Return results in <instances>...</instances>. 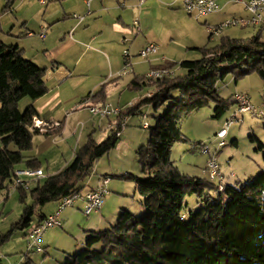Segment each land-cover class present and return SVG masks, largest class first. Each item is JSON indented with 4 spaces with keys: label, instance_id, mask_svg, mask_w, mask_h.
<instances>
[{
    "label": "trees",
    "instance_id": "16d2710c",
    "mask_svg": "<svg viewBox=\"0 0 264 264\" xmlns=\"http://www.w3.org/2000/svg\"><path fill=\"white\" fill-rule=\"evenodd\" d=\"M14 1L6 0L2 11L9 10ZM262 29L264 25L245 39L221 37L214 46L198 48L199 59L158 66H178L183 74L131 81L151 88L154 94L119 112L118 131L121 121L141 105L152 104L155 112L166 106L162 114L154 115L147 143L136 150L144 178L134 179L144 213L136 217L122 210L109 228L89 231L83 249L67 254L61 264H264V171L244 184H223L219 191L215 182L186 175L171 159L174 144L186 141L180 124L187 115L212 101L213 118L219 119L235 106L233 96L225 99L217 94V85L227 74L235 81L251 72L264 79ZM44 73L19 47L0 43V199L6 198L15 169L40 168L38 160L27 153L33 148L32 138L46 132L33 126L39 117L35 106L28 104L20 111L19 104L24 98L35 100L47 92ZM173 92L179 97L174 98ZM118 138L111 132L96 142L89 135L62 170L33 186L18 187L21 215L0 234V244L18 230L28 229L29 233L45 216L38 213L32 222L36 209L81 193L95 162L116 146ZM249 138L257 143L264 161V143L254 135ZM187 195L200 201L199 209L185 211Z\"/></svg>",
    "mask_w": 264,
    "mask_h": 264
},
{
    "label": "crops",
    "instance_id": "0c3cea01",
    "mask_svg": "<svg viewBox=\"0 0 264 264\" xmlns=\"http://www.w3.org/2000/svg\"><path fill=\"white\" fill-rule=\"evenodd\" d=\"M215 1L217 10L200 19L189 15L183 6L174 5L177 0H15L9 10L0 12V43L19 47L25 58L45 69L43 81L47 92L26 103V106L33 104L39 113L34 122L48 126L46 134H41L48 136L46 139L56 136L55 143L60 144L56 153L64 158L58 165L54 162L53 171L48 173L51 157L47 158L45 149H38L40 141L34 145L33 139L35 150L27 154L38 160L45 176L57 173L72 161L75 151H70L69 144H63V141L74 136L72 132L76 126L94 128L95 123L99 127L105 122L104 125L110 128L112 121H116L117 116L114 115L102 117L90 113V106L107 103L123 109L138 103L153 90L133 85L131 81L154 67L196 60L200 54L191 51L210 46L204 38L206 32L207 39L213 37L208 26L218 25L232 17L246 18L250 15L245 8L247 0ZM5 3L6 0H0L2 10ZM235 5L239 6L232 8ZM161 13L167 15H164L165 20L160 18ZM215 15L217 21H213ZM134 21H138V31L134 28ZM261 25L264 23L248 27ZM151 42L157 43V53L147 59L140 58L138 51ZM123 50H128L131 55V70L125 74H122ZM174 70L175 75L183 74L178 66ZM241 90L235 89L230 97L235 93H246L245 89ZM262 95L264 91L251 103L258 105ZM66 131L69 133L64 136ZM66 152L69 153L67 157L64 156ZM41 156H45L46 168L42 165ZM20 168L25 167L17 169ZM102 176L96 173L92 178L90 175L83 183L82 192L94 189ZM8 196L9 193L6 198ZM79 203L82 209L83 205ZM45 207L37 214L53 213L57 203Z\"/></svg>",
    "mask_w": 264,
    "mask_h": 264
},
{
    "label": "rangeland",
    "instance_id": "374dc122",
    "mask_svg": "<svg viewBox=\"0 0 264 264\" xmlns=\"http://www.w3.org/2000/svg\"><path fill=\"white\" fill-rule=\"evenodd\" d=\"M234 4V3H233ZM181 5V0H177L176 4ZM233 6L232 8H236ZM0 4V12H2ZM186 13V12H185ZM161 13L160 18L165 20V15ZM195 20V19H193ZM197 20H195L196 22ZM213 21H217V16H213ZM200 23V21H197ZM259 31L258 28L248 26H229L222 30L219 35L208 38L205 35L207 45H216L221 37L229 36L231 38H248ZM261 38H264V29H262ZM208 40V42H207ZM185 42V41H184ZM181 42V43H184ZM191 52H197L198 49ZM201 57V54L198 58ZM197 58V59H198ZM226 84L225 87L223 84ZM235 89L242 91L251 96V101L256 100L261 91H264V79H261L256 72L248 73L237 80L231 73L224 77L222 82L217 85V94L222 98H229L230 93ZM174 98L179 95L172 93ZM145 97V96H144ZM29 99H23L19 104L22 111L26 107ZM125 100V99H124ZM209 101L204 107L191 112L181 121V131L186 141H180L174 144L171 149V159L178 169L189 176L206 178L205 166L209 156L216 152V159L220 172L223 175V183L230 185H240L247 182L248 179L256 176L264 171V161H262V152L257 150V143L250 140L249 135H254L260 142L264 143V117H253L249 114L244 115L243 123H234L227 130L229 133L224 137V144L218 147V140L215 137V131L227 117L228 113L223 114L219 119L213 118V105ZM111 106L115 107V105ZM127 106V105H126ZM166 106H160L155 112L152 104H143L133 114L126 117V125L122 126L119 131L120 136L114 148L102 155L93 166V175L98 173L106 175L110 178L108 183V193L103 197V202L98 214L92 213L89 216L83 215L80 203L76 202L72 207H66L62 210L60 220L62 225L47 229L41 236L39 245L41 252H35L27 249L26 238L27 230H18L10 238L0 244V264H61L67 254L74 253L83 249L84 241L89 231H99L109 228L117 220L122 210H127L140 217L144 213V207L141 203V197L136 190L135 179L144 178L141 173L140 164L136 154L137 147L145 145L149 138L150 129L154 126V115L162 114ZM84 112V111H83ZM112 116V115H111ZM148 123V127H143V122ZM116 124V121H112ZM84 123V122H82ZM102 122L98 127L94 124V128L78 125L73 137H68L63 144H69L70 151H76L81 147L89 135L96 141L100 142L112 132L111 128ZM69 132H64V136ZM72 135V134H71ZM48 136L37 134L34 136V145L36 141H40L38 148L40 151L45 149L47 158L51 157L48 165V173H51L54 162L56 165L63 162V157L56 153V136L52 139ZM52 140V143H51ZM235 141V143H232ZM46 144V145H45ZM33 148L35 150V146ZM200 145H206L209 148L208 153L200 151ZM65 152V151H64ZM68 152V151H67ZM67 152L65 157L69 155ZM71 154V153H70ZM67 159V158H66ZM43 167H47L45 156H41ZM95 177V176H94ZM33 182L29 180V186ZM224 187V186H223ZM7 198L0 199V233H5L10 225L17 222L21 215L22 203L20 201V192L18 190H10ZM7 196V195H6ZM28 199V200H27ZM27 203L29 198H27ZM55 202L45 204V208L54 205ZM185 211H196L200 208L201 203L194 195H187L184 200ZM32 217V222L36 219L37 211ZM46 210V209H45Z\"/></svg>",
    "mask_w": 264,
    "mask_h": 264
},
{
    "label": "built area",
    "instance_id": "2783aa9c",
    "mask_svg": "<svg viewBox=\"0 0 264 264\" xmlns=\"http://www.w3.org/2000/svg\"><path fill=\"white\" fill-rule=\"evenodd\" d=\"M184 10L195 19H200L203 16L217 10L218 5L215 0H181ZM245 8L249 12V17H232L224 20L215 26H208V30L211 36L219 35L223 29L229 26H258L264 23V0H247L245 3ZM75 16V15H74ZM76 17V16H75ZM134 28L138 31L139 24L138 21H134ZM43 36V33H41ZM158 45L157 43H148L143 46L137 53L140 58L147 59L149 56L157 53ZM131 55L128 50H123L124 66L122 68V74L131 70ZM175 76L174 68H152L148 70L142 78L148 80H158L162 78H168ZM154 92L147 93L146 97L153 96ZM233 98L236 102L234 108L228 113V117L222 122L220 128L216 131L215 137L218 140L217 146L222 147L225 145L224 137L226 136L228 128L234 123H242L245 114H249L253 117H264V95L258 105L251 103L250 97L246 93H235ZM122 109L119 107H113L110 104H100L89 107V111L92 114H97L99 116H118ZM124 120L121 121L120 125H124ZM59 124L56 123V126ZM40 133L47 132V124L36 123L33 124ZM143 127H148L147 121L143 122ZM116 135H119L117 124H111L109 126ZM200 151L202 153H208L209 148L206 145H200ZM216 152L209 156L207 161L205 172L207 173V178L212 182L217 184V189L219 191L223 190V175L220 172L219 165L217 163ZM45 177L42 168H20L15 169V177L9 189L15 190L18 187L27 188L29 180L33 183L39 181ZM110 178L105 176L100 179L97 186L87 192L75 193L62 198L57 203V209L50 214L45 215L41 221L34 225L26 238L27 249L33 250L35 252H41L42 248L39 245L42 234L50 228L61 226L60 213L66 207H72L76 202H81L83 205L82 211L83 215L89 216L92 213L98 212L101 208L103 197L108 193V183Z\"/></svg>",
    "mask_w": 264,
    "mask_h": 264
}]
</instances>
